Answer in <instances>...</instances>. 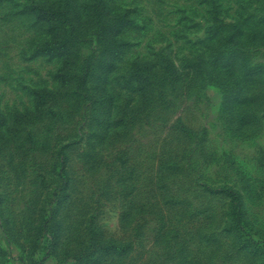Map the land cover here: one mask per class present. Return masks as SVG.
I'll return each instance as SVG.
<instances>
[{
    "label": "rangeland",
    "instance_id": "374dc122",
    "mask_svg": "<svg viewBox=\"0 0 264 264\" xmlns=\"http://www.w3.org/2000/svg\"><path fill=\"white\" fill-rule=\"evenodd\" d=\"M109 2L131 45L75 94L97 42L64 64L55 15L84 0H0V264H264V104L245 126L219 92L264 79V0Z\"/></svg>",
    "mask_w": 264,
    "mask_h": 264
},
{
    "label": "trees",
    "instance_id": "16d2710c",
    "mask_svg": "<svg viewBox=\"0 0 264 264\" xmlns=\"http://www.w3.org/2000/svg\"><path fill=\"white\" fill-rule=\"evenodd\" d=\"M60 1L63 2V5H69L68 2H71V0ZM89 1L91 0H84V4L82 7L77 6V8H80V10L78 11L77 8L74 9L71 12V15L66 13V10L64 9H62L63 11L61 10L59 12H56V15L54 12H51V15L54 14L57 18L61 19V21L57 25L60 30L58 31L56 27V44L61 42V46L59 47V49L61 48L63 50L62 55L64 57V64H68V62L71 60L70 54L67 53L69 51L72 52L73 50L79 51V49L83 47L85 40L90 39L95 40L97 42L96 46H98V49L90 50L87 56V60L85 61V65L80 68L79 73L74 74L75 76L73 83L75 94H77V92H79L81 88L85 87L92 68L91 61L96 57L95 55H99L100 57H104V59H106L105 66L108 70L107 72H110L116 68V61L118 59H121L125 55L126 51L131 45L130 42L125 40L122 35L125 28L134 25V19L131 16L130 10L116 11L112 8V5L109 2L110 0H100L106 4V9L99 8V6L95 5L92 7V9H89ZM29 11L30 13H34V15L37 16L39 19H43L47 14L50 15L49 12H47L46 14H42V12L37 6H31ZM211 13H213L214 16L217 15V11L214 9V7H212L211 9ZM247 21L248 19L246 20V22ZM65 28H67L68 31L64 32L65 30H67ZM234 28L240 30L229 33L222 32L223 34H219V37H221L222 39L223 46V49L221 50L219 56L221 59H231L228 53H231V51L235 48H240V45L235 47L234 44L236 43L235 40L242 35L244 24L238 23L234 25ZM218 32H220V30ZM57 34H59L58 37ZM217 34H215V37L213 36V40L216 39ZM212 43L213 41L208 43L209 49L212 47ZM65 50L66 52H64ZM235 59L238 61L239 65H242V58L239 59L238 57H236ZM255 66H257V68L259 67L258 65ZM255 66H252V69L245 70L246 72L244 75L242 74V78L240 80H238V77L235 79V75H238L239 73H236L234 77L226 79L220 78L221 83L224 85L219 86L221 87L219 91L221 93V98H223V96L225 98L233 97L236 105L235 112L240 119L238 120L242 125L245 126L251 124L257 119V117L260 115L259 112L262 108L261 105L264 104V79H261L259 77V75H261L263 71L261 72L259 69L253 70ZM62 69L63 67H60L58 75H61L60 73L62 72ZM227 73L232 74L229 73V71ZM216 74L220 75L219 72ZM130 77L131 79H134L131 73ZM202 77L203 76L200 75L199 78L202 79ZM61 78L64 79L63 83L67 81L65 78H63V76ZM168 79L169 76L163 74L162 84L165 85ZM141 82L142 80H140V83ZM145 85L147 84L142 83L143 87H145ZM234 87L235 89H233ZM258 87H261V89ZM145 90L143 96L148 95L145 94ZM232 90H234V92ZM248 106H253V112L247 111ZM256 107L257 109H255ZM243 118H245L244 121ZM179 124L181 126L180 130L184 132L186 136H189L192 139V134H194V132L182 122H180ZM58 175H60V172H58ZM65 188L66 187L63 186V189ZM225 188L228 187L225 186ZM232 198L235 199L233 195Z\"/></svg>",
    "mask_w": 264,
    "mask_h": 264
}]
</instances>
